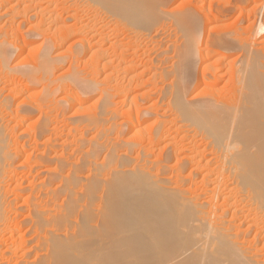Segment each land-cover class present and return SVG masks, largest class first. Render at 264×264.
<instances>
[{"label":"bare ground","instance_id":"bare-ground-1","mask_svg":"<svg viewBox=\"0 0 264 264\" xmlns=\"http://www.w3.org/2000/svg\"><path fill=\"white\" fill-rule=\"evenodd\" d=\"M77 1L81 13L101 5L111 22H123L124 31L147 23V8L159 6V1L145 0ZM21 4L22 15L16 11ZM1 9L0 22L11 15L10 20L21 18L29 28L20 32V25L9 36L0 27V85L2 78L14 84L7 95V88L0 87V264H264V74L254 66L256 48L238 45L247 62L229 99L193 101L195 108L179 90L172 93L167 111L175 116L177 133H183L178 142L164 130V121L155 120L151 128L147 118L154 109L140 106L135 110L145 115L122 120L111 141L102 118L114 115L119 103L113 99L125 91L121 81L105 88L104 81L105 87L78 70L56 76L54 65L64 60L65 48L71 52L69 63L77 65L95 49L99 75L106 80L115 71L108 51L119 44L105 49L95 25L76 18L79 11L54 16L39 0H0ZM28 10H33L30 16ZM192 13L179 20L188 41L197 24ZM37 18L49 21L48 28L32 24ZM37 37L43 39L40 45ZM96 38L102 45L93 42ZM231 41L218 43L237 47ZM178 49L184 71L188 54ZM24 50L28 55L36 51L34 62L12 65ZM130 66L121 68L128 73ZM96 91L99 116L78 123L71 116L87 102L80 94ZM12 101L22 110L10 118ZM71 110L77 112L69 115ZM92 130L96 137L86 138ZM155 150L160 157L151 161Z\"/></svg>","mask_w":264,"mask_h":264},{"label":"rangeland","instance_id":"rangeland-1","mask_svg":"<svg viewBox=\"0 0 264 264\" xmlns=\"http://www.w3.org/2000/svg\"><path fill=\"white\" fill-rule=\"evenodd\" d=\"M22 1L23 0H21V2ZM145 1L149 3L159 1V6H157L158 4L155 6L157 10L155 7L147 8L148 12L151 11V13L149 12V17H150L149 21L147 23L139 24L138 27L133 26L131 27V30L130 29L129 31L126 30L127 31L126 32L124 31L125 26L123 22L122 21H120L121 23L118 22L119 18H116L115 22H111L110 18H108L110 17V15L107 16L108 13L106 12V9L101 7V5H98L97 10L85 9L84 11L83 9V13H81L80 11L82 10L79 8V4L77 0H39V2H41V6L43 8H46V12L48 11L49 13L53 12L54 16L57 14V16L59 17V16L65 15L66 13L70 14L71 12V14H73L72 12L79 11L78 15H76V18L82 19L83 23L87 24L90 21L89 23H91L92 25H95L96 29L100 32L101 37H103L106 43V44H103L105 49L109 48L108 46L110 45L114 46L115 44L118 46L119 44L120 48L117 46H114V47H117V48H114L117 50H114V52L112 50L111 51L109 50L108 51L109 54H107L109 58V59L107 58V60L108 61L112 60L111 61L113 62L112 66L115 68V71L113 73L114 75L110 74L111 76L107 77L108 80L107 79L105 80L104 78L105 75L103 74L99 75V71L101 68H98L100 66H98L97 63H98V60L100 61V59H99V55L94 52L95 49L91 51L92 53L88 52L85 55V57H82L79 62L80 64L77 65V63L76 64L69 63L70 62L69 55L71 52L68 48H65L63 49V51H61V53H63L64 60L61 63L54 65V71H55L54 73H56L54 75L56 76L64 77L78 70L77 72L80 74L82 73L83 75L81 74V76L85 77V79L87 80L94 78L97 81L101 80L102 84L104 81V84L106 87L104 86V84H103V87L105 88H108V86H110L109 85L110 83L115 84L116 82L121 81L120 83L124 87L125 91L124 93H122L123 94L122 96L121 94H118L113 99L115 103H119V105L116 104L118 106L115 105V107H113V110H115L114 115L111 113H107L105 116L102 115V117L104 116L102 118V120L104 119L102 122L104 125L102 124V126H104V128L106 129H110L109 131L110 133H108V136H111L109 137L111 138L110 140L115 141L116 138L118 137L117 128H118L119 123L122 122V120L128 119L127 121L131 122V120L134 119L135 117H138V116L141 117L145 115L144 113L143 115H141L142 112L139 113V111L135 110L136 106L137 107L140 106V107H148V108L152 107L154 109L151 112V116L149 115L150 117L148 116L147 118L149 121V124H151V128L153 124H155V120L156 121L160 120L162 122L164 121L165 123L163 124L165 125L164 130L170 131V138L171 139L175 138V140L178 142L180 138H178L179 134L177 133L176 130L178 129L177 127L179 125L178 123L173 122L172 120L174 119L175 116L170 115V113L167 111V105L171 102L172 93L179 90L178 92L181 95L183 94L182 97L184 96L183 99L185 98L184 100L186 101V103H191V105L195 108L197 107V104L196 105L193 104V101L194 103H196L197 101V103L199 102L198 104L201 105V103H203L207 99H215V100L218 99L219 100V97L221 98L220 100L229 99L234 94L236 85L238 84V80H237L238 74L237 73L239 72V70L242 69V67L247 62V55L244 52V48H242L243 50L240 48L241 46L238 48V45H240L241 43H245V42H246L245 45L243 44L245 48H248L250 46L251 49H254V48L257 49V50L254 49L256 53L254 66L256 67L257 70H260V72L263 70L262 73L264 74V28H262L264 27V23H263L264 22V14H263L264 13L263 11L264 10V0H145ZM13 5H14V2H13ZM53 8H56L57 10L55 9L53 11L52 10ZM16 9H17L16 11L18 13L20 12L21 15L22 13L24 14V9H23L22 4L18 6V8ZM29 11L30 10L27 11L28 13L27 16H30L33 12V10L30 12ZM55 11H57L58 13ZM3 12L5 13V11L1 9L0 15H2ZM152 12L155 14H152ZM190 12H193L192 17L194 18V22L197 21V24H194L196 25L194 27V31H192V33L189 34L190 37H188V39L190 38L191 41H188L186 40L188 32L186 33L187 35L184 33L185 29L182 26H180L179 20L185 17L186 15H188ZM260 14H263V16ZM9 17L11 18V15L7 16V18L4 17L2 19V21H4L5 19L4 22H0L1 24L0 27H5V31H3L4 33L8 34L9 36H11L12 33L14 35L16 28L20 25L23 26V27L20 26V28H22V29L19 28V31L21 30L20 32H24L28 30L29 25L25 24L26 22L24 23V20H21V18H18L16 19V22H15V19L10 20ZM39 21H40V18H37L32 22V24L33 23L37 25L39 24L38 25L39 29L40 27L43 26L40 30H44L46 29L47 26H49V23H48L49 21L48 22L44 21V19L43 20L41 19L42 22L40 21V23ZM87 25L90 26V24H87ZM255 25L261 26V30H260L261 33L259 32V35H256V32H255L256 30L254 31V28H256ZM250 30L254 31L255 33H251ZM186 31L187 30H185V32ZM44 32H47L49 35L51 33L46 30ZM177 32H180V33H177ZM47 33H44V34L48 36ZM253 34H255L256 36ZM110 36L111 38H109ZM184 36L185 38H183ZM76 38L77 37H75V39ZM41 39L42 37H39V38L37 37L35 39V43H37L36 45H40L42 43L43 39L42 40ZM185 40L186 42L188 41L190 44L188 45V43H186ZM222 40L223 41L232 40L231 42L236 41L235 43L238 42L237 47L232 46L230 48L228 47L225 48V47L219 46V43ZM72 41L73 39L70 40L67 44L69 45ZM96 41L98 44L102 45L101 43L102 40H99V38H96L93 42H96ZM68 45L66 46L68 47ZM251 45L252 46L255 45V46H253L252 48ZM178 48H180V50L182 51L186 50L187 52L186 54H188L187 58L185 59L189 60L190 65H189V62L186 61L187 65L186 63L184 64L185 66L184 71L181 69L183 63L181 61L182 59L180 58V55H179L180 53L178 52L179 50ZM23 52H24L23 53L24 55H21L20 58H17L16 60L13 59V61L11 62L12 65L13 64L14 65L15 64H26L27 65V64H31L34 62L35 57H36V51H33L32 53H30V55H28L25 50ZM189 54H190V58H189ZM23 57L24 58L26 57L27 59L26 58L24 59ZM124 62H127L125 63V65L126 64L128 66L131 65L130 66L131 71L128 72L129 74L126 73V71L128 70L125 69L126 70L125 71L123 69L125 68V65H123ZM56 66L57 68L59 67L60 68L57 69ZM187 66L188 68H186ZM119 67L120 68L123 67V68L119 69ZM69 70L71 71L69 72ZM108 72H111V70L110 71L107 70V74ZM120 72H121V75H120ZM94 74L95 75L97 74V76H95ZM217 75L221 77L218 78L219 76ZM132 76L134 77L132 78V81L129 82L130 83L129 84L128 83L129 77H132ZM3 79L4 78H2L0 87L7 88V90H4L5 93L3 92L4 95H7L12 90V88H14V84L12 85L13 82H11L9 79H6V78H5L6 80L5 79L3 80ZM8 81H9V84H8ZM106 83H108V86ZM80 96H82L83 98H86L87 102L81 105L80 107L81 109L78 112L77 110L75 111L71 110L70 113L68 112V114L72 115L74 112H77L73 114L71 117L73 118L77 117V119H79L78 123H84L88 121L91 122L93 121V119L99 116V113L101 110L100 101H98L100 97V92L96 91V92H92V93H88L84 95L80 94ZM143 96L144 98H142ZM213 96H215L216 98ZM121 100L123 101L122 103H120ZM13 101H12V104L9 110L10 118L14 117L15 114L17 115L22 110V106L20 105V103L18 104ZM13 103L15 104L13 105ZM108 114H111V115H108ZM37 117H38V114H35V116H33L31 120L34 122L37 120ZM20 129L19 131H21ZM146 131H150V128H148ZM181 134L183 135V133H180L179 137L181 136ZM94 137H96V131L94 130H92V132L87 133L86 135V138L88 139H93ZM159 149H161V146ZM137 150L138 148H136V151L134 150V152L133 151L131 152L132 157H135L137 155L136 154ZM120 151H123V150H120ZM159 157H160V150H155V153L151 154L150 160L156 161L157 159H159ZM102 159H103V155L101 154L98 157L99 162L102 161ZM16 163L21 164V160L17 161ZM186 175H187V172L186 174H184V176ZM249 237L252 239L253 234H251ZM250 238L248 240H251Z\"/></svg>","mask_w":264,"mask_h":264}]
</instances>
